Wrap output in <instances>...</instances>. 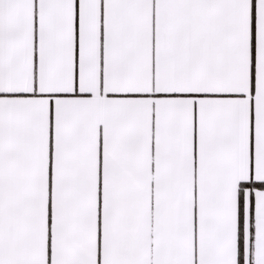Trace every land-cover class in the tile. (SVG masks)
I'll return each mask as SVG.
<instances>
[{
    "label": "snow or ice",
    "instance_id": "obj_1",
    "mask_svg": "<svg viewBox=\"0 0 264 264\" xmlns=\"http://www.w3.org/2000/svg\"><path fill=\"white\" fill-rule=\"evenodd\" d=\"M0 264H264V0H0Z\"/></svg>",
    "mask_w": 264,
    "mask_h": 264
},
{
    "label": "crops",
    "instance_id": "obj_2",
    "mask_svg": "<svg viewBox=\"0 0 264 264\" xmlns=\"http://www.w3.org/2000/svg\"><path fill=\"white\" fill-rule=\"evenodd\" d=\"M255 2V0H253V3Z\"/></svg>",
    "mask_w": 264,
    "mask_h": 264
}]
</instances>
